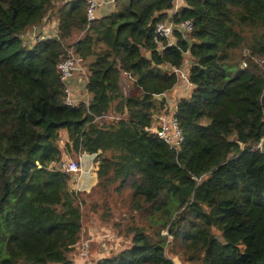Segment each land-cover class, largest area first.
I'll use <instances>...</instances> for the list:
<instances>
[{"label": "trees", "instance_id": "obj_1", "mask_svg": "<svg viewBox=\"0 0 264 264\" xmlns=\"http://www.w3.org/2000/svg\"><path fill=\"white\" fill-rule=\"evenodd\" d=\"M176 1L114 0L88 23L85 0H0V264H77L84 222L113 209L130 245L94 264H176L168 244L192 264H264V0H181L169 15ZM52 19L54 36L23 41ZM168 19L193 29L160 50ZM70 49L86 61L87 104L65 102ZM184 56L193 88L173 100L175 151L149 129ZM61 130L65 154L96 156L87 193L55 167Z\"/></svg>", "mask_w": 264, "mask_h": 264}, {"label": "rangeland", "instance_id": "obj_2", "mask_svg": "<svg viewBox=\"0 0 264 264\" xmlns=\"http://www.w3.org/2000/svg\"><path fill=\"white\" fill-rule=\"evenodd\" d=\"M60 2H64V0H60ZM180 5H183L182 1L177 0L176 4L174 5L173 11L178 12L180 10ZM113 10H114V6L111 8V11H113ZM53 21H54L53 19L47 20L44 22V24L49 25L50 27H53V25H54ZM40 26H42V25H40ZM49 26H47V28H45V30H47V33L49 32V28H48ZM54 28H56V23H55ZM40 35H44L45 37H50L49 33L43 34L42 31L36 29V27H35V28L30 29L22 37V39L24 42H26L28 44H33V41L35 39H37L38 36H40ZM79 35H80V33L78 34V37H79ZM184 58H185L184 59V65H183L184 70L178 71V73H179L178 77L180 79V82H178V85L176 87L177 92H175V95L173 94V92L170 94L172 102H170V104L168 106H166V107H169V109L174 107V101L177 98L188 97L191 93L190 86L188 84V81L186 80L187 79L186 74L189 70V60L190 59L188 56H184ZM74 78H76V80L80 84V88H82V91H83L81 93L80 97L84 98L86 95V92L84 93L85 89H84L82 83L79 81L80 76L77 75ZM66 85L68 86L69 82ZM121 88H122L124 93H128L129 90L131 89V85L127 81H123L121 84ZM70 91L72 94V90H70ZM72 96L75 97L73 94H72ZM67 141L68 140H66L65 135L60 132L59 133L58 146L63 153V157H62V159H64L63 162L77 161L81 154L80 155L77 154L76 156H70L69 154L64 153V146L67 143ZM82 154H84V153H82ZM90 159L91 158L89 156L88 157H86V156L82 157L81 164H82L83 168L86 169L88 167V161H89V164H90L89 169H91V166L95 167V169H93V171H90V172H96L97 162L95 161V158L93 159V161ZM55 167H58V164H56ZM70 174L72 175V173H70ZM80 179L82 180V185H83V183H85V182L93 181L94 177H91L90 174H87V175L81 174ZM77 181H78L77 179H75V181H74L72 177H71V179H69L68 183H69V186L71 189L80 190V187H78V185H77ZM120 216H125V213H119L115 209H113L111 211V216L109 217V221L103 222L102 220L99 219L98 213L92 212L90 214L89 220H86L84 222V227H83L84 230L82 231L81 236H80L81 237L80 240H87L89 242V257L84 261V264H94V262L97 259L104 257V256H109L112 253L119 251V250H122L125 247H128L130 245V237L124 235V231L121 229L122 227H116L112 224V222L115 220V222H120V224L122 225L123 223H121V221H120ZM213 231L215 233L219 232L215 229ZM162 233L166 234V231H163ZM78 252H79V249H78V247L75 246L74 250L68 254V257L70 259H72L73 261H75L78 258ZM166 252H167V255L172 256L173 260L175 261V263L177 262V264H192V263L187 262L185 257L183 258V256H181L180 254L173 253L171 248H170V244H168L166 246Z\"/></svg>", "mask_w": 264, "mask_h": 264}, {"label": "built area", "instance_id": "obj_3", "mask_svg": "<svg viewBox=\"0 0 264 264\" xmlns=\"http://www.w3.org/2000/svg\"><path fill=\"white\" fill-rule=\"evenodd\" d=\"M86 2V20L91 23L97 19L96 12L103 8L105 0H85ZM177 2V1H176ZM176 4V3H175ZM181 7V6H180ZM171 9L169 15H174L177 11ZM193 25L190 21H182L174 23L172 20H166L164 22L157 23L154 29V43L158 45L160 50L164 49V41L167 46L174 44V31L188 34L192 31ZM60 71L61 80L65 84V102L68 105L75 106L79 101L72 96L71 91L67 87V83L72 80L75 76H80V82L86 90V84L88 79V71L86 68V61L81 57L77 56L72 49L68 51L66 58L58 64ZM179 75L178 72H176ZM87 93V92H86ZM85 104L88 102V97L84 101ZM174 107L169 109L167 107L164 112L155 114L153 116V123L149 131L154 134L159 140L166 144L169 149L178 150L184 140L182 131L174 118ZM170 113V114H169ZM109 116H103L102 119H110ZM80 155V154H79ZM58 168L64 172L75 174L78 176L83 172H90L95 169L91 166V169L84 170L81 166V155L77 161L63 162L61 160L58 163ZM78 247V258L75 260L77 264H84V261L89 257V242L87 240H80L75 243ZM177 263V262H176Z\"/></svg>", "mask_w": 264, "mask_h": 264}, {"label": "crops", "instance_id": "obj_4", "mask_svg": "<svg viewBox=\"0 0 264 264\" xmlns=\"http://www.w3.org/2000/svg\"><path fill=\"white\" fill-rule=\"evenodd\" d=\"M114 6V0H105V4H104V6H103V8L102 9H100V10H98L97 12H96V16H97V18H100V17H104V16H106V15H108L109 13H111V12H113V11H111V8ZM180 6H182V5H180ZM110 9V10H109ZM98 13V14H97ZM53 23H54V25H53V27H50L49 25H45L44 24V22L41 24L42 26H37L36 27V29H38V30H40V31H42V33L43 34H48L49 33V35L50 36H54L55 35V21H53ZM47 26H49L48 28H49V32L47 33V30H45V28H47ZM35 28V27H34ZM32 29V28H31ZM52 30V31H51ZM41 36H44V35H41ZM82 36H83V32H80V35H79V37H78V34H76L75 35V37H74V39H73V41L75 42L76 40H79V39H81L82 38ZM190 63H191V61L189 60V66H190ZM181 70H184V67H182V69ZM187 74H188V72H187ZM187 74H186V76H187ZM187 80V79H186ZM189 84V83H188ZM178 85V84H177ZM189 86H190V91L192 90V86L189 84ZM70 90H72V94L75 96V98L77 99V101H79V102H82V101H84L85 99H86V97H88V95H87V93H86V95H85V97L83 98V97H80V95H81V93L83 92L82 91V88H80V84L78 83V81L76 80V78H74V79H72V80H70L69 81V85L67 86ZM176 87L177 86H175V88L170 92V93H172L173 92V94L175 95V92H177L176 91ZM85 92H87L86 90H84V93ZM62 134H64L65 135V138H66V140H68V138H67V133H66V131L65 130H61L60 131ZM59 132V133H60ZM84 156H86V157H90L91 159L90 160H92L93 161V159L96 157L95 155H87V154H81V161H82V157H84ZM62 160H64V159H62ZM89 161H88V167L86 168V169H88L89 168ZM93 165V164H92ZM81 166H82V164H81ZM83 167V166H82ZM84 169V168H83ZM86 169H84V170H86ZM82 174H90L91 175V177H94V180L93 181H91V182H85V183H83V185H82V180L80 179V176H78V181H77V185H78V187H80V191H84V192H89V190H90V188L96 183V181H97V176H96V172H83ZM81 175V174H80ZM76 175L75 174H72V178H73V180L75 181V179H76ZM80 180V181H79ZM84 230V229H83ZM177 264V263H176Z\"/></svg>", "mask_w": 264, "mask_h": 264}, {"label": "bare ground", "instance_id": "obj_5", "mask_svg": "<svg viewBox=\"0 0 264 264\" xmlns=\"http://www.w3.org/2000/svg\"><path fill=\"white\" fill-rule=\"evenodd\" d=\"M87 175V174H86Z\"/></svg>", "mask_w": 264, "mask_h": 264}]
</instances>
